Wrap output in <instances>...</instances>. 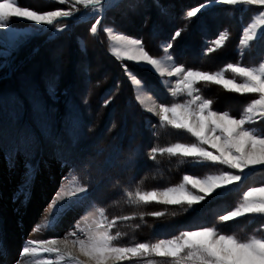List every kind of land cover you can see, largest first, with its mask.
<instances>
[{"label": "snow or ice", "instance_id": "snow-or-ice-1", "mask_svg": "<svg viewBox=\"0 0 264 264\" xmlns=\"http://www.w3.org/2000/svg\"><path fill=\"white\" fill-rule=\"evenodd\" d=\"M58 3L65 7L39 11L21 6L18 0H0V31L9 32L14 19H23L35 26L64 33L74 19H91L90 33L93 36L104 33L108 37L111 54L121 62L132 82L136 85L142 83L125 61L149 66L162 78L173 97L182 94L187 97L182 102L174 99L171 103H158L147 109L158 117L159 127L171 128L191 137L189 142L177 140L166 146L156 144L151 147L149 157L155 161L157 154H166L177 158L180 163L202 166L206 171L184 174L178 183L151 189L139 187L134 177L127 184L117 177L116 186L121 188L126 203L138 208L153 204L163 208L109 219L105 208L98 207L94 201L91 188L93 172L103 173L117 165L122 173L127 172L138 149L130 148L121 159L122 145H109L107 148L90 146L94 151H90L87 159L80 160L87 182L73 177L72 183L57 191L55 200L64 202L59 207L64 209L65 215L74 207H82L86 213L91 209V213L78 218L62 239L27 240L20 256L47 254L33 264H85L81 256L87 258V264H122L134 259L143 260V264H157L154 257L161 258L164 264H264V223L246 237L226 232L218 226H227L241 217H259L264 221V183L244 187L234 207L214 213L215 223H208L196 215L189 226L170 238L120 245L114 242L124 234L119 230L112 231L117 227V220L129 221L137 215L141 220L145 215L160 218L170 206L199 214L204 204L209 202V197L216 200L240 192L244 181L257 173L264 174V131L260 130L264 127V58L251 64L227 63L215 72L197 70L176 63L171 52L174 40L181 36L183 29H176L169 39L164 40L161 43L163 54L156 56L150 54L141 38H134L116 28L115 12L126 17L129 12L136 13L154 6L161 16H167L168 6L161 0H58ZM202 10H219L229 15L237 11L252 13L250 22L242 29L239 44L248 49L255 44L264 46V0H203L185 11V19L191 20ZM228 37L227 29L219 32L208 51L223 46ZM11 39L14 40L15 36ZM164 78H175L174 85ZM200 82L222 86L224 90L241 96L250 95L251 99L239 116L228 110H215L212 107L214 101L200 94L197 87ZM24 91L31 104V122L23 120L24 104L16 94L0 96V107L10 117L17 139L15 151H23L27 157H33L43 139L54 147L65 167L74 169L76 162L70 157L73 156V147L79 143L83 127L78 110L69 103L71 114L64 117V131L72 138L69 145L55 129L52 113L56 109L45 105L37 86L26 82ZM47 91L56 99V88L51 81L47 84ZM85 150L88 149H82ZM105 152L103 163L98 165L97 157ZM34 175L33 165L26 163L25 183H30ZM172 215L176 212L173 211ZM54 219L59 223L62 216L54 215ZM0 251H4L2 246ZM53 254L54 259L51 258ZM13 264H22V261L18 258Z\"/></svg>", "mask_w": 264, "mask_h": 264}, {"label": "trees", "instance_id": "trees-1", "mask_svg": "<svg viewBox=\"0 0 264 264\" xmlns=\"http://www.w3.org/2000/svg\"><path fill=\"white\" fill-rule=\"evenodd\" d=\"M35 1L18 0V3L21 6H28L32 3L40 4L39 1ZM161 2L168 6L169 14L167 16H161L154 6L136 13L129 12L126 17L122 16L120 12H115L116 28L134 38H141L150 54L156 56L162 55L161 43L169 39L176 29H183L181 36L174 40L171 52L176 63L197 70L215 72L223 69L227 63L251 64L264 58V46L255 44L251 49H248L239 44L242 29L250 22L252 13L237 11L229 15L227 12L219 10H202L196 17L187 20L184 15L185 11L198 6L202 1L195 3V0L186 3L178 2V0H161ZM92 22L91 19L72 21L71 27L64 33L49 30L43 35L35 37L28 44L26 43V46L17 53L11 67L5 66L2 69L0 96L16 94L24 104L23 120L31 122V104L25 94L24 85L26 82L35 84L45 105L56 109L52 113L55 129L63 141L69 145L72 144V138L64 131V117L66 114H71L69 103L75 106L83 127L79 143L73 147V156L70 159L75 160L76 176L84 182H87V178L81 170L80 160L87 159L90 151H94V148L90 146L107 148L109 145H122L121 159L127 155L130 148L138 149L134 163L127 172L122 173L119 165L103 173L93 172L91 181L93 198L100 207L105 208L109 219L133 215L141 211L161 210L163 208L161 205L153 204L138 208L126 203L121 188L116 186L117 177L123 184H127L134 177L135 181L139 182V187L151 189L178 183L184 174H202L206 169L202 166L180 163L177 158H170L166 154H157L155 161L149 157L148 153L151 147L156 144L166 146L177 140L189 142L191 137L171 128L159 127L158 120L141 107L133 95L132 86L125 80L121 62L110 55L108 51L110 48L108 37L104 33H100L98 36H93L90 33L89 26ZM225 29L229 32V37L224 45L209 52L208 48L213 47L212 42L218 37V33ZM98 49L103 53L102 64L106 59L120 72L116 75H108L106 80L102 79V82L96 80L92 73L94 65L92 57L96 53L98 54ZM33 62L35 67H32ZM126 63L132 72L150 86L161 103L173 101L162 88L161 82L147 68L133 62L126 61ZM35 68L36 70L32 72ZM79 70L82 71L79 72ZM79 73L84 79L83 85H80L77 79ZM49 81L55 85L56 99H53L47 91ZM197 87L200 89L201 95L214 101L213 109L228 110L234 116H239L251 99L248 95L238 101L235 96L238 94L229 93L222 86L211 83L200 82ZM105 100H108L109 103L105 104ZM242 101L243 103H241ZM127 110L130 111V116L126 115ZM153 124L157 127H152ZM3 125H6L4 131L6 135L15 136L10 117L3 107H0V128ZM257 126L259 127V125ZM260 130L264 131V127H260ZM46 142L43 140L36 153L41 152L45 155L44 144ZM82 149L88 150L82 151ZM47 155L60 160L54 147ZM106 155L107 152L103 156L97 157L96 163L102 164ZM132 186L135 187L136 184ZM98 190H101L102 196H100V192L97 193ZM232 194H227L216 200L209 197V202L204 204V208L199 214L193 213L191 210L183 212L170 206L166 214L160 218L145 215L141 220L137 215L129 221L117 220V227L112 231L114 233L119 230L124 235L115 243L129 245L135 242L170 238L189 226L196 215L201 216L208 223H215V212L223 210L225 204H229V206L237 204L238 201L235 203L232 199H235L239 192ZM173 211L176 212V215H172ZM249 221L246 219L235 220L229 222L227 226H218L226 232H235L237 235L245 237L254 228V225ZM256 221L261 222L260 220ZM135 225H139V227H135ZM255 226H260V224H255ZM153 259L157 261V264H164L159 257ZM128 264L132 263L128 262Z\"/></svg>", "mask_w": 264, "mask_h": 264}, {"label": "rangeland", "instance_id": "rangeland-1", "mask_svg": "<svg viewBox=\"0 0 264 264\" xmlns=\"http://www.w3.org/2000/svg\"><path fill=\"white\" fill-rule=\"evenodd\" d=\"M37 1H39L40 4L32 3L26 7H30L39 11L51 10L56 7H65L64 5H59L58 0H36L35 2ZM179 1L187 3L189 1L195 0H178V2ZM201 1L203 2V0H196L195 3H199ZM49 30L51 31L53 29L49 27L35 26L32 22L23 19H14L12 21V26L10 27L9 32L5 33L0 31V64L3 65L2 67H0V75L3 74L2 69L5 68V66H8L9 68L11 67L14 59L17 57V53L19 52V50H22L26 46V43L28 44L32 39L43 35ZM12 36H15L14 40L11 39ZM108 51L110 55H112L111 41ZM102 56V51L98 49V54L96 53L92 57V62H94V65L92 66V73L95 79L99 80L100 82H102V79L106 80V77H108V75L112 76L120 73L110 61H107L105 59L104 64H102ZM65 60H67L66 57ZM139 65L147 68L148 71L155 75L158 81L161 82L162 87L171 95V93L168 91V88L164 85V83H162V78L157 73H155L154 70H151L149 66L142 64ZM35 66V63L33 62L32 67ZM35 70L36 68L32 72H34ZM80 71L82 70H79V72ZM226 75L231 74L226 73ZM124 76L126 77L125 80L130 84V86H132L133 95L141 105V107L150 115H153L154 119L158 120V117L149 112L147 109L160 102L150 92L148 86L146 87V85L144 84V80H142L136 74V76L142 81L140 85H136L130 80V77L126 73L124 74ZM77 79L79 80L80 85L84 82L81 73H79V77H77ZM164 79L169 80L171 84L174 85L175 78ZM235 96L236 98H238V101L240 99L242 100L243 98V96L239 94ZM247 96L248 95H245V98ZM137 97H139L140 99L138 100ZM173 98L176 100L180 98H183V100L187 99V97L183 94ZM249 98H251L250 95ZM141 101H143V103H141ZM241 103H243V101ZM221 111H223V109ZM126 113V115L130 116L129 110H127ZM5 136L6 134L4 133L1 139H4ZM10 157L11 156H6L0 153V246H2V248L4 249V251H0V264H10L8 261L10 257L13 256V253L15 251L16 252L13 256V259L15 260L16 257H20V253L22 251L24 243V238L21 237V234H23V232H20L21 230H19V228L22 229V225H25V227H27L29 223H32V225L28 227V233L25 239L29 237L33 240L46 238L62 239L63 236L70 229H72V227L74 226V222L78 218H81L83 215H89L91 213L90 209L89 212L86 213L82 207H74L72 208V210L67 211V214L65 215L64 209H57L62 204V201H56L55 194L62 186L68 185L73 181L72 173L67 168L65 169V166L63 164L53 159H35L33 162H31L35 169L34 178L30 183L26 184V163L30 162L23 161L19 157L18 160H11L9 159ZM257 180L261 182L258 183L256 182ZM247 182H250L251 185H259L260 183L264 182V174L257 173L251 180H246V183ZM99 192L100 196H102L101 190H98L97 193ZM52 209L57 210L55 217L62 216V219L59 220V223H57L54 219V213ZM28 216H33V218H28ZM244 219H246V221L250 220L249 223L255 225L251 220L254 219L253 217H241L236 221H242ZM257 219L261 221L259 217H257ZM262 223L264 222L261 221L260 225ZM64 229H67V231H63ZM10 243L12 246H10ZM4 245H6V250L3 247ZM46 255L47 254L30 257H32V262H34L35 260L41 259ZM51 258L54 259V254ZM80 259L84 261L85 264H87V258L81 256Z\"/></svg>", "mask_w": 264, "mask_h": 264}, {"label": "bare ground", "instance_id": "bare-ground-1", "mask_svg": "<svg viewBox=\"0 0 264 264\" xmlns=\"http://www.w3.org/2000/svg\"><path fill=\"white\" fill-rule=\"evenodd\" d=\"M10 246H12L11 243H10ZM7 252H8V250H7Z\"/></svg>", "mask_w": 264, "mask_h": 264}]
</instances>
